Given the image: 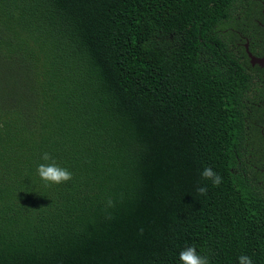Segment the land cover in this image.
I'll list each match as a JSON object with an SVG mask.
<instances>
[{"label": "trees", "instance_id": "trees-1", "mask_svg": "<svg viewBox=\"0 0 264 264\" xmlns=\"http://www.w3.org/2000/svg\"><path fill=\"white\" fill-rule=\"evenodd\" d=\"M252 3L0 0V264H264V117L231 30ZM44 152L70 183L44 186Z\"/></svg>", "mask_w": 264, "mask_h": 264}, {"label": "flooded vegetation", "instance_id": "flooded-vegetation-1", "mask_svg": "<svg viewBox=\"0 0 264 264\" xmlns=\"http://www.w3.org/2000/svg\"><path fill=\"white\" fill-rule=\"evenodd\" d=\"M252 4L249 5L251 11L254 13L245 16V29H231L236 33V49L243 48V52L246 57H239L238 66H241L246 73H244L252 85L248 94L253 95L255 92L256 103L255 106L259 110V114L264 117V68L258 63H253V58L264 59V0H252ZM243 19V20H244ZM235 55H238L235 51ZM262 140L264 142V122L256 123Z\"/></svg>", "mask_w": 264, "mask_h": 264}, {"label": "clouds", "instance_id": "clouds-1", "mask_svg": "<svg viewBox=\"0 0 264 264\" xmlns=\"http://www.w3.org/2000/svg\"><path fill=\"white\" fill-rule=\"evenodd\" d=\"M41 160L43 163L37 166L36 173L45 187L67 185L72 181L73 174L67 168L61 167L50 153H42ZM201 177L210 181L216 187L222 183V177L211 167H205L201 173ZM207 191L206 186L198 188L200 195H206ZM107 207H114L111 199L107 201ZM179 260L181 264H210L207 256L197 254L195 246L186 247L181 251ZM238 264H253V261L249 256L241 255L238 257Z\"/></svg>", "mask_w": 264, "mask_h": 264}, {"label": "water", "instance_id": "water-1", "mask_svg": "<svg viewBox=\"0 0 264 264\" xmlns=\"http://www.w3.org/2000/svg\"><path fill=\"white\" fill-rule=\"evenodd\" d=\"M253 63H254V64H255V63H258L261 67L264 68V59L259 60V59H255V58H253Z\"/></svg>", "mask_w": 264, "mask_h": 264}]
</instances>
